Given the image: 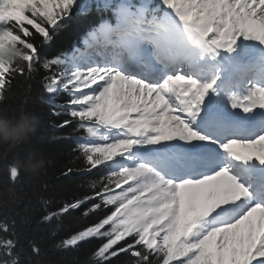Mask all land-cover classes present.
I'll return each mask as SVG.
<instances>
[{"label": "snow or ice", "instance_id": "snow-or-ice-1", "mask_svg": "<svg viewBox=\"0 0 264 264\" xmlns=\"http://www.w3.org/2000/svg\"><path fill=\"white\" fill-rule=\"evenodd\" d=\"M76 17L80 44L42 55ZM20 76L80 133L78 171L107 169L40 218L104 212L54 248L100 241L85 264H264V0H0V102ZM28 245L0 218V264H41Z\"/></svg>", "mask_w": 264, "mask_h": 264}, {"label": "trees", "instance_id": "trees-1", "mask_svg": "<svg viewBox=\"0 0 264 264\" xmlns=\"http://www.w3.org/2000/svg\"><path fill=\"white\" fill-rule=\"evenodd\" d=\"M87 26V21L79 17L74 18L56 40L42 50V55L50 57L60 51H70L82 38ZM36 42L39 43V38ZM43 92L39 77L26 79L20 76L5 92L3 102H0V110H5L7 114L24 111L34 114L39 119L35 134L19 144L25 149H34V152L21 151L15 147L5 158L3 156L5 150L0 149V218L15 219L20 242L24 248L23 255H32L28 241L33 240L41 249L40 257L33 259H39L41 264H85L89 254L100 241L92 240L81 245L79 249H69L66 252L57 250L53 245L68 234L101 218L103 211L88 218L76 211L51 224L39 221L47 211L55 210L63 203L91 195V190L86 185L93 178L105 175L107 169L101 167L87 174L78 171L84 167L83 160L77 158L79 153L75 151L80 133L75 132L73 126L56 127L69 117L54 115L55 110L52 106L42 103L39 99ZM56 99L63 103L67 101L68 96L61 94ZM32 153L42 154L45 167L35 176H30L21 169L19 178L13 183L9 179L7 166L12 163L14 157L26 160ZM69 167L77 171L68 177H62L61 172Z\"/></svg>", "mask_w": 264, "mask_h": 264}, {"label": "clouds", "instance_id": "clouds-1", "mask_svg": "<svg viewBox=\"0 0 264 264\" xmlns=\"http://www.w3.org/2000/svg\"><path fill=\"white\" fill-rule=\"evenodd\" d=\"M9 59H15L14 53L6 54ZM39 126V119L34 114L20 111L18 113L7 114L5 110H0V149L12 150L16 145L26 141L34 135ZM14 164L19 170L30 176H35L45 167L42 154H29L26 160H21L18 156L13 158Z\"/></svg>", "mask_w": 264, "mask_h": 264}]
</instances>
